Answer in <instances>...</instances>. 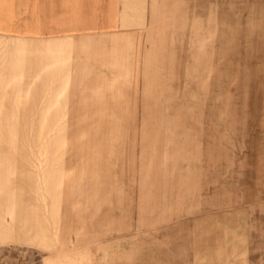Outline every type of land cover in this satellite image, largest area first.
<instances>
[{
	"label": "rangeland",
	"instance_id": "1",
	"mask_svg": "<svg viewBox=\"0 0 264 264\" xmlns=\"http://www.w3.org/2000/svg\"><path fill=\"white\" fill-rule=\"evenodd\" d=\"M3 11L0 264H264V0Z\"/></svg>",
	"mask_w": 264,
	"mask_h": 264
},
{
	"label": "crops",
	"instance_id": "2",
	"mask_svg": "<svg viewBox=\"0 0 264 264\" xmlns=\"http://www.w3.org/2000/svg\"><path fill=\"white\" fill-rule=\"evenodd\" d=\"M6 1H9V0H0V10L3 9L4 10L3 13H5Z\"/></svg>",
	"mask_w": 264,
	"mask_h": 264
}]
</instances>
